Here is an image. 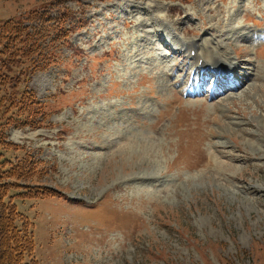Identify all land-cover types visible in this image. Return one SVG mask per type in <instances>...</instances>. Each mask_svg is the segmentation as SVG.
Returning <instances> with one entry per match:
<instances>
[{
	"label": "rangeland",
	"instance_id": "obj_1",
	"mask_svg": "<svg viewBox=\"0 0 264 264\" xmlns=\"http://www.w3.org/2000/svg\"><path fill=\"white\" fill-rule=\"evenodd\" d=\"M262 16L264 0H0L1 48L23 22L48 55L0 61L2 152L33 171L0 184L39 264H264ZM157 33L226 52L251 80L182 97L186 77L164 74L187 61L159 56Z\"/></svg>",
	"mask_w": 264,
	"mask_h": 264
},
{
	"label": "trees",
	"instance_id": "obj_2",
	"mask_svg": "<svg viewBox=\"0 0 264 264\" xmlns=\"http://www.w3.org/2000/svg\"><path fill=\"white\" fill-rule=\"evenodd\" d=\"M28 15L32 17L34 10L29 12ZM22 23L17 22L4 28L3 32L9 36L15 45H8L6 48H1L0 43V61H5L6 58L12 56L25 60L26 64L32 67L35 61H31V57L35 56L39 58V65L34 66L33 69H41L47 64L48 55H45V50L40 49L37 42H35L36 40H33V37L39 36L38 38H40L42 32H36L33 35V33H29V30L26 29L25 39L29 41L25 45L22 41V39L24 40L25 32V29L23 30L21 28ZM3 26L4 24L0 28L2 29ZM12 48L15 49L12 50ZM7 68V64L0 67V73L2 71L7 72L5 71L8 70ZM31 101V99L25 100L24 98H20L19 103L25 104L23 114L32 110L31 107L34 105V102L31 103ZM17 116L22 117L23 115L19 112ZM4 144V139L2 140L0 137V171H2V174L0 173V181L5 180V178L10 180L21 179L33 173L32 169L28 167L26 156H23L17 161H11L5 158L3 155L5 151L2 152V149L4 150L6 148ZM8 144L10 146L9 151H12L13 146L18 148L17 145ZM9 189H12V191L16 190L15 186L11 185L7 189L3 184H0V264H37L34 255V232L31 230L33 222L28 220L27 216L20 212L13 200V196H11V202L7 199ZM33 197L27 199H34Z\"/></svg>",
	"mask_w": 264,
	"mask_h": 264
},
{
	"label": "bare ground",
	"instance_id": "obj_3",
	"mask_svg": "<svg viewBox=\"0 0 264 264\" xmlns=\"http://www.w3.org/2000/svg\"><path fill=\"white\" fill-rule=\"evenodd\" d=\"M153 26V25H152ZM158 26V25H157ZM152 28V27H151ZM156 28V27H155ZM165 28V27H164ZM158 34V33H157ZM171 34V33H170ZM155 36L157 37L156 33H155ZM243 37V36H241ZM264 37V36H263ZM244 38V37H243ZM147 39V38H146ZM173 39V38H172ZM238 38H236L237 40ZM245 40V39H244ZM182 46H185V50L183 52H186L188 49L189 51H192V50H197V53L195 55V57L193 58H190V59H195L197 64L200 63V61H202L201 63V68H213L214 67H218V68H222L223 69H230L229 70V73H234V71L236 70L237 71V67L240 71H244V68L243 70H241V67L239 66L238 62H234L233 59H230V58H227L229 60V62H226L222 56H220L218 53H214V55L216 56L215 60L212 61L213 64L211 65V61H210V55H208V51H204L202 54H200V51H199V47L197 46V43L196 42H191L190 44H187V43H181ZM179 51V50H178ZM176 51H174L175 53ZM227 53L225 52V55ZM174 55V54H171V56ZM191 57V56H190ZM163 58V57H162ZM253 58V57H252ZM133 60V59H132ZM160 60V59H159ZM166 60V59H165ZM256 61V60H255ZM161 62V61H160ZM165 62V61H164ZM163 62V63H164ZM253 62V61H252ZM260 63V62H259ZM162 64V63H161ZM159 67V66H158ZM173 67V66H172ZM157 68V67H156ZM161 68V67H160ZM259 68V67H258ZM158 69V68H157ZM173 69V68H172ZM162 71V70H161ZM172 71V70H171ZM224 71V70H223ZM245 71H247V69L245 68ZM221 74L220 75H223L224 72H220ZM252 75V73H250ZM264 74V73H263ZM165 75V74H164ZM169 75V74H168ZM244 79L239 82L235 87H231L229 89H227V91L229 92H236L238 90H240L242 88V86L244 85V83H248L250 80V76H248V74H245L244 76ZM255 79L254 80H259V79H264V76L262 75L261 77V73L259 71V73L257 74H254ZM218 80H221V79H218ZM263 81V80H262ZM257 82V81H256ZM246 85V84H245ZM185 91L187 90V88L184 89ZM228 92V93H229ZM203 93V91L201 89H197V90H194L193 88H191V90L188 91V95L190 96H195V95H201ZM227 93V94H228ZM178 95L182 96L183 97V92L182 90L181 91H178Z\"/></svg>",
	"mask_w": 264,
	"mask_h": 264
}]
</instances>
